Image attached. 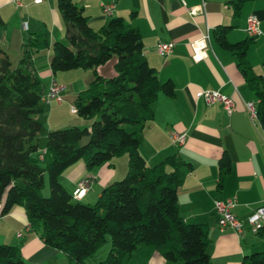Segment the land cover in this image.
<instances>
[{
  "label": "trees",
  "instance_id": "trees-1",
  "mask_svg": "<svg viewBox=\"0 0 264 264\" xmlns=\"http://www.w3.org/2000/svg\"><path fill=\"white\" fill-rule=\"evenodd\" d=\"M251 0H226L237 19ZM60 16L69 26L68 40L51 44L49 69L53 75L73 69L92 70L87 87L75 94L73 108L78 118L90 121L78 126L49 130L41 152L38 132L42 112L39 79L22 55L13 68L0 48V217L15 206L21 208L27 224L38 232L46 246L61 251L68 264H86L110 236L108 252L98 264H124L138 246L154 248L163 260L179 264H210L207 226L187 224L182 219L176 192L192 171L181 156L167 155L147 166L139 154L140 129L152 120V103L159 95L175 96L171 80L161 81L142 54L141 33L134 21L111 18L107 26L93 31L89 18L74 0H58ZM233 27H215L213 39L231 52L245 86L254 95L255 114L264 132V78L247 61L253 38L231 44L226 34ZM33 42L23 44L25 53ZM112 59L115 74L104 77L100 66ZM87 142L79 145L83 138ZM114 156H126L127 173L106 186L96 203L73 201L59 184L64 169L82 161L87 170L108 164ZM230 160L221 155L218 180L228 174ZM44 175L49 195L42 197ZM23 180V186L17 181ZM221 186V184H218ZM257 234L264 238V226ZM264 243V239H263ZM0 264H26L17 246L0 244ZM241 264H264V251L247 254Z\"/></svg>",
  "mask_w": 264,
  "mask_h": 264
},
{
  "label": "crops",
  "instance_id": "crops-1",
  "mask_svg": "<svg viewBox=\"0 0 264 264\" xmlns=\"http://www.w3.org/2000/svg\"><path fill=\"white\" fill-rule=\"evenodd\" d=\"M57 1L44 0L36 4L32 0H0V48L8 54L14 67L20 57L25 56L32 71L41 77L42 112L37 116L41 131L37 136L44 142L49 130L74 126L84 129L90 125L88 120L75 118L76 113H72L71 108L75 94L84 90L93 78L92 71L86 70L82 73L85 77H79L81 73L73 69L74 72L68 73L72 77H64L53 75L49 69L51 44L66 41L69 36V26L60 16ZM204 1L205 10L195 16L190 11L198 6V0H74V3L83 9L93 31L107 26L113 17L131 22L129 15L134 12L132 23L140 30L147 65L154 68L159 80H171L175 85L173 98L159 95L152 103V120L140 129L139 154L147 166L159 164L167 155H179L191 164L192 171L176 192L179 213L187 224L208 227L210 264H241L247 254L264 249V238L248 225L241 234L230 229L219 230L213 202L235 197L232 211L240 221L257 206H264V132L257 118L253 119L246 112L245 104L255 103V98L240 76L235 57L221 49L212 35L215 27L230 25L233 28L226 34L228 41L231 44L244 41L247 39L246 21L254 16L261 34L248 47L247 61L255 73L264 78V0L246 3L237 19L233 18L226 0ZM107 3H113L115 8L111 15L105 16L101 5ZM203 35L209 40L204 49L206 58L193 62L190 43L199 41ZM29 40L33 42L32 49L25 53L23 44ZM160 42L174 43L169 55L157 54L156 46ZM52 80L64 86L60 104L44 101ZM201 90H219L231 97L233 110L226 115L220 104L208 106L196 96ZM177 132L185 134L184 144L178 147L171 144ZM43 146L42 151L39 149L41 152ZM223 154L229 157L230 169L219 181L217 163ZM127 161L126 156H114L110 163L89 170L84 162L78 161L64 169L59 184L72 195L78 181L90 178V188L80 201L87 205L96 203L106 186L126 175ZM44 187L42 197L47 196L48 190ZM38 235L17 206L0 217V244L17 246L26 264H68L65 254L46 246ZM109 245L107 238L104 247L85 263L98 264L105 258ZM124 262L179 264L163 260L157 250L146 245L138 246Z\"/></svg>",
  "mask_w": 264,
  "mask_h": 264
},
{
  "label": "built area",
  "instance_id": "built-area-1",
  "mask_svg": "<svg viewBox=\"0 0 264 264\" xmlns=\"http://www.w3.org/2000/svg\"><path fill=\"white\" fill-rule=\"evenodd\" d=\"M33 3L40 4L43 3L44 0H32ZM199 4L197 7L192 8L190 14L195 16L198 12L202 13L205 10V1L198 0ZM115 5L113 3H107V5H101L102 14L105 16L111 15L113 13ZM246 38H257L260 36L261 31L259 29V25L257 24V19L254 16H250L248 21H246ZM209 40L207 36H201L199 41L191 42L190 43V50H191V58L193 62H200L204 57L206 58V52L204 49L208 47L207 43ZM174 43L172 42H160L156 46V52L159 55H169V53L173 50ZM49 91L46 94V98L44 99L45 102L50 100L55 101L57 104H60L62 101V97H60L61 91L64 90V86L61 84L55 83L53 80L50 81ZM197 98H202L203 102L208 106L214 105L215 103L220 104L222 109L225 111V114L228 115L233 110V103L231 97L225 96L220 93L219 90H201V92L197 93ZM246 105V112L254 119L256 118L255 110L256 106L255 103H247ZM71 112H76L74 108H71ZM185 134L178 133L173 135L171 144L174 146H179L184 144ZM91 179H83L78 181L77 188L74 193L71 195V199L73 201H80L84 194H86L90 188ZM235 197H231V199L226 200H217L213 202L214 212L217 219L218 229L219 230H226L230 229L232 231L237 232V234H241L243 231V227L245 225L250 226L252 229H258L259 226H264V206L259 205L257 208L245 217L244 221L238 220L232 211L233 207L235 206ZM19 236V235H18Z\"/></svg>",
  "mask_w": 264,
  "mask_h": 264
},
{
  "label": "rangeland",
  "instance_id": "rangeland-1",
  "mask_svg": "<svg viewBox=\"0 0 264 264\" xmlns=\"http://www.w3.org/2000/svg\"><path fill=\"white\" fill-rule=\"evenodd\" d=\"M113 61H114V59H112L107 65H105V66H100V67H98L97 68V70H99V72L104 76V77H106V78H109L110 76H112V75H114L115 74V71L111 68V64L113 63ZM17 66V65H16ZM15 66V67H16ZM13 68H15L14 66H12ZM86 70H88V71H90V73H91V71L92 70H89V69H84V70H77V72L78 73H81V74H79V77L81 76V77H85V74H82V73H85L86 72ZM87 71V72H88ZM72 72H74V70H72ZM72 72H59V73H57L56 74V76H59V74H61V76H64V77H72L70 74H68V73H72ZM110 72H111V74H110ZM88 74H89V72H88ZM92 77H93V74H92ZM38 79L40 80L41 79V77H39L38 76ZM38 80V81H39ZM64 83V82H63ZM65 84V83H64ZM39 85H40V82H39ZM68 85L67 84H65V87H67ZM40 87H41V85H40ZM76 117L75 118H78L77 116V114L75 115ZM79 119V118H78ZM90 122V121H89ZM81 129H83V128H81ZM38 142H39V144H38V149H40L41 151H42V149L40 148L41 146H43V144H44V140L43 141H41V140H39V137H38ZM87 142V138L85 137V138H83L81 141H80V143L78 142V144L79 145H83V144H85ZM124 157V156H123ZM82 162V161H81ZM121 180V179H120ZM44 185H45V189L46 190H48V188H47V176L46 175H44ZM23 184H24V181L23 180H18L17 181V185L18 186H23ZM45 190V191H46ZM49 191V190H48ZM48 191L46 192L47 193V195H49V193H48ZM47 196L45 195V197H43V198H46ZM94 203V202H93ZM108 238V241H109V243H110V236H108V235H106V239ZM107 241V240H106ZM106 243V242H105ZM105 245V244H104ZM104 245H102L100 248H103L104 247ZM107 246V245H106ZM262 250H264V249H262ZM261 250V251H262Z\"/></svg>",
  "mask_w": 264,
  "mask_h": 264
}]
</instances>
